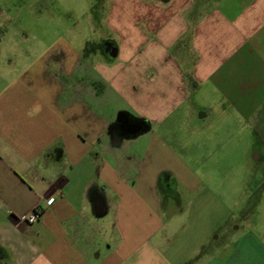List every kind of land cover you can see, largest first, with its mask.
Masks as SVG:
<instances>
[{
  "label": "crops",
  "instance_id": "obj_1",
  "mask_svg": "<svg viewBox=\"0 0 264 264\" xmlns=\"http://www.w3.org/2000/svg\"><path fill=\"white\" fill-rule=\"evenodd\" d=\"M45 3L0 0V36H10L8 22L25 9L38 21ZM136 13L167 48L200 56L186 66L167 62L162 84L139 73L135 97L126 96L136 100L134 114L105 99L111 79L79 49L54 44L33 58L24 46L15 57L13 46H1L0 264H264L254 228L219 223L221 193L206 192V177L175 153L169 128L159 131L173 114L157 102L183 99L196 110V93L213 95L220 116L244 117L264 154V0H137ZM187 66L189 74L173 73ZM118 83L125 94V79ZM117 112L143 127L118 136ZM183 196L192 198L181 221ZM38 208V221L22 220ZM247 215L246 227L254 226Z\"/></svg>",
  "mask_w": 264,
  "mask_h": 264
},
{
  "label": "rangeland",
  "instance_id": "obj_2",
  "mask_svg": "<svg viewBox=\"0 0 264 264\" xmlns=\"http://www.w3.org/2000/svg\"><path fill=\"white\" fill-rule=\"evenodd\" d=\"M45 1V5L41 7L45 14L41 15L38 21H34L32 15L27 16L29 10L25 9L20 20L8 22L6 29L10 31V36L5 39L0 36V49L3 45L13 46L9 50L15 53V57L18 53L23 55L19 50H24L20 47L24 46L32 50L31 56L34 58L54 44L64 50L69 46L77 48L80 51L76 53L82 52L84 63L91 62L96 72L111 79L109 83L113 87L109 88V92H105V99H108L111 106L119 104L131 114L137 110L136 100L130 97L126 99V96L135 97L138 84H131L136 82L135 78L139 73L140 76L144 75L142 80L154 77L162 84L166 81L169 71L172 72L167 68V62L188 64L199 59L200 53L196 51H179L175 46L167 48L168 42L161 40L156 31L145 26L147 21L141 19L139 22L136 15L137 0ZM138 8L140 9L139 5ZM136 24L139 29L143 28V33L135 29ZM104 40H109L118 47L117 57H110L103 52ZM87 48L88 51H85ZM190 71H193V67H181L179 73L173 69L177 76H185ZM122 79H125L128 86L131 85L127 86L125 94H120L119 87L118 90L114 87L115 81L119 82L120 86L126 85L122 83ZM211 96L213 95L207 97L203 93L198 97L196 93L190 100L191 104L197 106L196 110H190L189 101L185 102L183 99L157 100L161 111L169 110L173 114L168 120L159 122V131L163 134L169 128V139L175 153L181 156L197 177H206L204 182L208 184L202 188H206L208 193L213 192L211 189H217L221 193L220 197L217 196L223 207V211L219 213L222 217L219 223L228 224L233 220L242 219L246 231L254 228L261 239H264L263 149L259 147L260 142L251 131V126L249 129L246 126L244 117L235 113L220 116L218 101ZM207 108L210 113L212 111L210 121H203L201 119L204 117L196 116L197 111H203L206 115L209 113ZM193 112L195 113L192 114ZM118 114L119 112L114 115L115 121ZM178 177H175L174 188L178 187ZM183 187L180 183L178 189L184 194ZM191 198L188 196L186 199L183 196L180 199V208L183 209L176 213V217L181 221L185 216L186 203H189ZM170 203L174 201L171 200ZM247 213L250 223H255L252 227L245 225Z\"/></svg>",
  "mask_w": 264,
  "mask_h": 264
},
{
  "label": "flooded vegetation",
  "instance_id": "obj_3",
  "mask_svg": "<svg viewBox=\"0 0 264 264\" xmlns=\"http://www.w3.org/2000/svg\"><path fill=\"white\" fill-rule=\"evenodd\" d=\"M102 47L105 53H110L111 49L114 47V44L112 42H107L106 40H104L102 42ZM138 127H143L142 123H139L127 117H123L120 119V121L114 124L113 129L118 136H129L133 132L137 131Z\"/></svg>",
  "mask_w": 264,
  "mask_h": 264
},
{
  "label": "built area",
  "instance_id": "obj_4",
  "mask_svg": "<svg viewBox=\"0 0 264 264\" xmlns=\"http://www.w3.org/2000/svg\"><path fill=\"white\" fill-rule=\"evenodd\" d=\"M42 215V211L41 209H35L29 213H27L23 218L22 220L26 223H33V222H36L40 219Z\"/></svg>",
  "mask_w": 264,
  "mask_h": 264
},
{
  "label": "water",
  "instance_id": "obj_5",
  "mask_svg": "<svg viewBox=\"0 0 264 264\" xmlns=\"http://www.w3.org/2000/svg\"><path fill=\"white\" fill-rule=\"evenodd\" d=\"M110 57H117L118 55V48L117 46L114 45V47L111 49L110 53H109ZM121 119V116L118 117V121Z\"/></svg>",
  "mask_w": 264,
  "mask_h": 264
}]
</instances>
